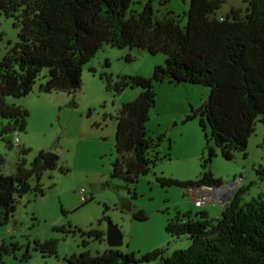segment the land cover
I'll use <instances>...</instances> for the list:
<instances>
[{"label": "trees", "instance_id": "obj_1", "mask_svg": "<svg viewBox=\"0 0 264 264\" xmlns=\"http://www.w3.org/2000/svg\"><path fill=\"white\" fill-rule=\"evenodd\" d=\"M131 1L0 0V12L16 15L20 22L17 41L0 58V119L4 122L0 135L25 130L28 110L7 103L5 98L31 92L44 68L48 74L39 84L41 92L62 91L74 96L81 87L83 65L103 44L163 53L164 64L154 66L151 77L124 75L107 83V88L116 94L128 87L141 89L137 98L121 104L117 111L112 176L134 182L138 175L150 171L154 159L149 153L161 139L152 140L146 131L156 101L153 83L187 82L209 88L199 113L207 141L202 173L195 182L163 176L158 180L163 186L184 189L197 184L218 186L222 182L209 168L215 156L209 139L221 156L230 160L235 152L246 154L256 119L264 124V0H244V11L232 8L223 16H217L216 11L226 0H190L183 26L171 12L155 17L151 0L140 11L128 12ZM125 59L130 61L132 57L127 54ZM196 115H187L185 120ZM8 146H12L10 141ZM45 154L39 152L28 168L23 160L15 174L0 173V224L7 223L15 211L18 186L39 179ZM256 173L264 183V165ZM35 190L42 193L40 184ZM246 190V186L238 187L217 218L201 211L198 218L183 214L168 220V234L186 235L189 240L186 248L176 249L168 256L162 248L136 257L109 247L94 255L83 251L66 256L64 264H264V191L243 201ZM133 217L146 218L140 210L133 212ZM89 234L99 239L102 236L97 230ZM57 244L56 239L34 240L33 249L54 255ZM19 248L17 243L1 244L0 264L5 255L14 254Z\"/></svg>", "mask_w": 264, "mask_h": 264}, {"label": "rangeland", "instance_id": "obj_2", "mask_svg": "<svg viewBox=\"0 0 264 264\" xmlns=\"http://www.w3.org/2000/svg\"><path fill=\"white\" fill-rule=\"evenodd\" d=\"M147 0H132L128 12L140 11ZM155 17L168 12L180 25L187 22L190 0H151ZM246 7L244 0H226L217 16L232 8ZM20 22L16 15L0 12V58L17 41ZM130 54L132 60L125 56ZM163 53L151 54L142 49L117 48L103 44L96 54L82 67L81 87L74 96L62 91L41 92L48 70L44 68L31 92L22 97L7 96L6 102L28 110L24 131L0 135V173L12 175L24 160L28 168L43 151L57 154V159L42 170L39 179H30V189L15 195V211L5 224H0V245L17 243L14 254L3 257V264H64V258L89 251L102 253L107 245L108 220L116 225L122 235L117 248L122 253L136 257L155 248L164 249L168 256L176 249L189 245L186 235L171 236L165 229L168 220L189 214L198 218L207 211L210 218L217 212L208 203L196 207L186 189L163 186L158 177L180 181H197L202 173V158L207 150L204 132L199 124L198 109L206 100L209 88L187 82H154L156 101L150 110L146 125L147 136L159 145L150 151L154 159L147 174H140L134 182L112 176L116 158L114 146L117 111L121 104L133 101L141 89L128 87L120 94L107 88V83L119 76L140 75L151 77L156 65H163ZM74 103H73V102ZM196 112L193 119L187 115ZM0 119V127L4 122ZM205 130L209 125L204 118ZM16 138L19 142H16ZM12 146H8V142ZM215 149L209 163L213 176L222 184L238 181L247 187L243 201L257 197L264 191L263 180L256 169L264 165V124L256 119L254 131L247 141L246 154L235 152L230 160L224 159ZM21 149L26 152L22 153ZM40 184L42 193L35 187ZM84 188L89 201L79 195ZM237 189V188H236ZM142 211L145 219L133 217ZM97 230L101 238L89 231ZM56 239L54 255L33 249L34 240ZM136 262L133 264H156Z\"/></svg>", "mask_w": 264, "mask_h": 264}, {"label": "built area", "instance_id": "obj_3", "mask_svg": "<svg viewBox=\"0 0 264 264\" xmlns=\"http://www.w3.org/2000/svg\"><path fill=\"white\" fill-rule=\"evenodd\" d=\"M16 142H19L18 138H16ZM237 184L238 181H233L230 182V184L224 188L219 187V185L216 188H208L205 186L193 185L187 187L186 189L191 195L194 205L196 207L203 206L205 203H208L211 199H219V202L223 206H225L226 203L233 196L234 192L236 191V188H238ZM79 195L83 202L90 198L88 195H86V191L84 188H80Z\"/></svg>", "mask_w": 264, "mask_h": 264}, {"label": "water", "instance_id": "obj_4", "mask_svg": "<svg viewBox=\"0 0 264 264\" xmlns=\"http://www.w3.org/2000/svg\"><path fill=\"white\" fill-rule=\"evenodd\" d=\"M205 103H206V100L203 102V104L198 109V111L201 112L203 110V105ZM57 157H58L57 154L53 152H47L42 160V170H45L47 167H49L57 159ZM127 173L129 172L127 171ZM229 184L230 183L220 184L219 187L224 188L228 186ZM197 186H205L208 188L218 187L215 185H199V184H197ZM29 189H30V185L29 183L26 182L18 186V188L16 189V193L21 194L23 192L28 191ZM106 242L109 247H115V248L122 244V235L120 233V230L118 229L116 225L112 224L109 220H108L107 230H106Z\"/></svg>", "mask_w": 264, "mask_h": 264}, {"label": "crops", "instance_id": "obj_5", "mask_svg": "<svg viewBox=\"0 0 264 264\" xmlns=\"http://www.w3.org/2000/svg\"><path fill=\"white\" fill-rule=\"evenodd\" d=\"M240 186H244L243 184H240V185H238L237 187H240ZM186 191H187V189H186ZM187 195H190L189 193H188V191H187ZM191 196V195H190ZM208 204H209V207H213L214 209H215V211L217 212V216L216 217H219L220 216V214H221V212H222V210H223V205L219 202V199H211L209 202H208ZM207 212V211H206ZM207 214H208V212H207ZM108 245V244H107ZM107 248H109V246H106L104 249H107Z\"/></svg>", "mask_w": 264, "mask_h": 264}]
</instances>
